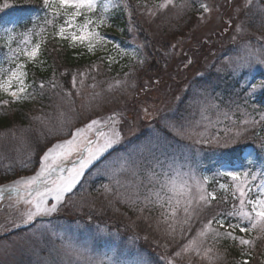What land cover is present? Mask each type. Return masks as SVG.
Instances as JSON below:
<instances>
[{
  "label": "rangeland",
  "instance_id": "374dc122",
  "mask_svg": "<svg viewBox=\"0 0 264 264\" xmlns=\"http://www.w3.org/2000/svg\"><path fill=\"white\" fill-rule=\"evenodd\" d=\"M46 1L65 14L63 23L58 26V37L91 55H101L118 70L131 67L123 77L118 79L116 73L113 80L105 83H98L94 76L90 78V73H76L66 86V92L59 90L66 94L57 99L58 117L64 123H55L51 115L35 118L40 124L38 131L33 130L36 135L43 134L50 126H58L62 130L60 134L64 135L40 157L41 165L36 174L16 177L0 194V264H141L137 252L127 248L129 258L124 257L117 244V234L124 230L119 227L120 223H128L125 218H117L115 223L109 221L110 217L95 219L93 229L89 224L88 232L82 234L55 226L57 216H65L63 210L74 215L77 209L92 208L97 200L106 203L117 191L116 184L125 183L123 180L129 176L134 177L131 184L135 189L121 188V193L117 192L125 191L124 201L132 198V201H140L142 212L148 210L147 206L154 207L160 212L157 221L162 213L170 214L171 218L199 217L210 203L216 202L215 206L219 207L220 197L224 204L232 207L235 218L243 222L252 219L264 229V125H261L264 112L257 114L253 106L236 105L232 99L228 106L219 109L218 103L206 97L195 104L193 114L184 112L182 118L175 108L176 103L183 107L189 105L188 92L197 85L194 80H203V74L216 56H219L220 68L223 57L231 62L235 55L234 74L241 69L249 74L245 78V89H249L245 97L264 91V36L257 32L258 23L253 20L263 13L260 1L150 0L146 7L135 6L133 11L127 9L125 0ZM190 11L196 14L194 29L187 36L175 39L174 44L166 43V35L177 33L178 23L182 29L181 18ZM124 18L130 29L128 35L121 30ZM138 18L151 31L143 33L144 30L135 27ZM38 31L37 35L40 31L43 33L42 29ZM33 32L34 29L23 30L12 24L0 26L2 98L18 100L29 88L26 64L35 62L39 52ZM139 38L158 42L156 50L159 51L154 61L157 66L154 63L152 66L158 73L135 69L147 58ZM183 48L188 54L178 55L167 67L163 61L167 55L171 56L168 52ZM207 48L216 50L197 55ZM241 56L246 59L242 66L238 64ZM176 65L180 66L179 72L175 71ZM218 67L210 69L217 73ZM261 72L263 78L259 79ZM167 77L171 79L163 82ZM138 84H143L144 88L136 90ZM201 96L211 95L201 93ZM130 104L134 106L131 115ZM154 118V123L161 122V127L157 123L153 125ZM90 122L95 126L80 130ZM22 131H18L20 135ZM70 131L73 132L68 136ZM243 136H248L251 142L259 141L255 147L260 153L249 146L243 162L223 165L220 173L225 181L219 182L218 175L207 176L200 167L193 166L192 161L197 156L217 146L242 142ZM15 139H0L1 152L7 146L10 149L23 146L25 139ZM101 178L104 182L99 181ZM93 181H98L95 192L99 195L87 191ZM80 185L86 191L84 194ZM103 226L112 233L108 234ZM16 230L20 233L14 234ZM215 231L204 227L190 241L187 253L200 258L197 264L216 263L217 259L205 245ZM69 232L84 236V244L76 242ZM92 234L103 237L109 249H101V253L92 251L88 241Z\"/></svg>",
  "mask_w": 264,
  "mask_h": 264
},
{
  "label": "trees",
  "instance_id": "16d2710c",
  "mask_svg": "<svg viewBox=\"0 0 264 264\" xmlns=\"http://www.w3.org/2000/svg\"><path fill=\"white\" fill-rule=\"evenodd\" d=\"M259 1L264 9V0ZM125 2L127 9L132 11L135 6L146 7L149 4V0H125ZM195 15L194 11H190L185 16H182V20H180L184 24L183 28L181 29V24L178 23L177 33L166 35L168 36L166 43L174 44L172 42L175 39L183 38V36L191 33L192 29H194L193 18H195ZM63 17L61 9L48 5L43 0H0V26L12 24L23 30L34 29L35 45L39 47L35 62L26 64L30 85L24 96L18 100L0 97V139L11 140V138H17L15 141H20L22 138L25 139L23 146H12V149L7 146L2 152L0 150V190L6 183L11 182L16 177L32 174L38 167L40 157L44 152L55 143L61 141L60 139L62 138L59 136L64 135V133L60 134L62 130L58 126H50L42 131L43 134L36 135L33 130L38 131L40 124L35 121V118L51 115L50 118L55 123H64L58 117L60 114H58L57 105L59 101L57 99L60 96H66V94L61 93L59 90L66 92V86L69 85V81L74 78L76 73H90V78L94 76L98 83H105L107 80H113L112 77L116 73L119 74L117 76L118 79L123 77L131 67L126 66L118 70L117 67L111 66L107 59L101 57V55H91L83 48L74 46L68 40L58 37L57 30L59 24L64 21ZM256 17L253 20L258 23L257 32L264 36V10L262 14L259 13ZM138 19L135 22V27L140 28L142 31L144 30L143 33L151 31L149 27L144 26L142 20ZM123 21L124 24H121V30L128 35V33L130 34L129 26L125 24V18ZM40 29H42L43 33L40 31L37 35L36 31L38 33ZM115 34H118V32H115ZM116 36L120 37L119 35ZM120 38L124 40L123 37ZM139 43L142 45L141 49L144 57L146 56L147 58L146 60L144 59L142 65H136L135 69L137 68L138 72L141 70H153V73H158L159 70L152 67L156 65L154 61L155 55L159 51L156 50L158 42L143 38ZM216 49L207 48L203 52H198L197 55L202 56L205 52H215ZM168 53L171 56L167 55V58H164L163 61L167 67L173 63L174 59H177L178 55L188 54L186 48L180 51L178 49L171 50ZM237 58H240V56ZM180 59L185 60L184 57H180ZM244 59L245 57L241 56L238 64L241 63L242 66ZM229 61L223 57V64L219 68V56H216L212 61L213 63L207 68L208 70L206 69L207 71L203 74V80L200 81L199 78L194 80V84L197 85L194 87L196 88L195 90L188 92L191 96L188 101L189 105L183 107L178 103L175 104V108L179 112V118L183 117L184 112L193 114L192 110L195 104L205 97L218 103L219 109H224L225 106H228V102L232 99L236 105L253 106L257 110V114H259L258 111L264 112V91L256 93L252 97H245L249 90L245 89V78L249 74L247 75L244 69L234 74L236 70L233 69L237 66V64L235 65V55L231 58V62ZM210 67H218L219 72H212ZM174 68H176V72H179L180 66L176 65ZM94 74H97V76ZM262 74L263 72L259 74L260 77ZM262 78L263 76L259 79ZM170 79V77H167L162 80L163 82H168ZM139 82L142 83V80ZM137 87L136 90L144 88V85L138 84ZM201 93H209L211 96H201ZM217 93H219V96H216ZM133 107L132 105L130 106L132 108L129 112L130 115L133 113ZM154 120L155 118L153 119V125L157 123H154ZM33 123H36L37 126L33 125ZM159 123H157V126L161 127L162 124L161 122ZM261 125H264V123ZM19 130H23L21 135L18 132ZM49 130L54 132L51 134ZM72 132L70 131L68 136ZM162 132L167 134L166 130H162ZM247 139L248 136H243L242 142L237 144L229 143L222 147L217 146L216 149L204 152L203 156H197L196 158L192 156L194 158L192 161L193 166L200 167L201 172H204L207 176L216 177L218 175L219 182L225 181L220 173V168L223 165L243 162L245 149L249 146L254 147L257 154L260 153V149L255 147V144L259 141L251 142ZM174 149L177 152L178 145ZM257 159L262 161L260 156H257ZM132 178L129 176L126 180H123L125 181V183L123 182L124 184L121 182L116 184L115 190L120 192L121 188L122 190L127 188L128 191L135 189L132 186L133 184H131L134 181ZM99 181L104 182L102 178ZM97 182L93 181L87 188V191L92 195H96V193L99 195V192H95ZM80 188L83 189L82 192L84 194L86 192L85 189L82 185H80ZM117 191L112 193L106 203L103 202L105 205L101 204L100 200H97L95 204L93 203L92 208L77 209L74 215H70L68 210H63L62 212L65 213V216L58 215V218L55 219V226H62L66 231L69 229L72 232L82 234L86 231L88 232L89 224L95 225V219L98 221L110 217L109 221L115 223L117 218H125L128 223H120L119 227H123L124 230L119 232L120 235L117 234V244L121 251L123 250L122 256L124 255V257L129 258L127 248L137 252L141 264H197L201 261L200 258L192 252L187 253L190 241L197 237L196 233L198 231L204 227H210L217 232L211 233L209 238L206 239L205 245L210 253L214 255V258L217 259L215 264H264V229H260L258 224L255 225L252 219L243 222L237 216L235 218L232 207L229 204H224L220 197L219 207L215 206L216 202H212L199 217L192 216L190 219L188 215H181L171 218L170 214L162 213L161 219L157 221L156 218L160 212L154 207L149 208L147 206L148 210L143 209L142 212L140 201H132L134 198L124 201L122 194H125V191H122V194ZM162 219L163 222L161 221ZM74 220H78V222ZM153 221L155 223L151 224ZM218 223L219 225H217ZM94 225L90 228L93 229ZM101 228H106L104 230L108 234L109 232L112 233L105 226ZM15 233L19 234L20 231L18 230L17 232L16 230ZM69 236L75 238L76 242L83 243L85 240L84 236L79 237L71 232H69ZM90 236L91 239H88V241L91 244L89 247H91L92 251L95 250L101 253V249H109L105 246V241H102L103 237L94 236L93 234ZM143 238L147 240L143 241ZM121 251L118 253V258H120ZM29 257L31 258V256Z\"/></svg>",
  "mask_w": 264,
  "mask_h": 264
}]
</instances>
